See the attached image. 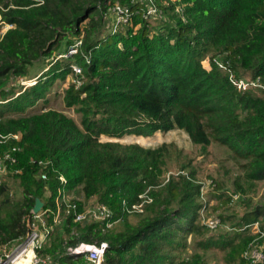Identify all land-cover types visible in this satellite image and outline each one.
I'll use <instances>...</instances> for the list:
<instances>
[{
    "label": "trees",
    "instance_id": "trees-1",
    "mask_svg": "<svg viewBox=\"0 0 264 264\" xmlns=\"http://www.w3.org/2000/svg\"><path fill=\"white\" fill-rule=\"evenodd\" d=\"M117 1L129 10L125 30L95 39L100 18L82 29L79 24L97 6L103 13L105 0L86 8L80 0H0V19L12 24L0 36V153L18 147L8 174L23 192L20 202H12L6 184H1L0 245L25 233L23 217L37 198L47 223L53 224L57 196L64 188L82 194L81 200L71 199L78 212L95 197L123 223L122 231L102 233L97 221L75 222L72 209L65 218L59 214L63 232L74 227L81 231L68 246L107 241L102 264H174L188 247V235L194 236L199 251L191 262L178 264H199L211 248L224 250L229 262L246 264L243 253L264 241V234L259 237L248 228L257 223L264 233L260 209L241 219L221 214L220 221L230 223L231 233L206 235V226L198 222L200 184L194 181L190 161L179 163L188 175L163 179L174 144L144 147L99 139L181 129L202 150L216 141L244 159L249 185L264 179V95L238 90L229 72L213 61L220 57L235 77L249 73L264 83V0H153L156 13L165 19H152L147 1ZM67 32L82 34L73 56L51 62L33 85L17 95L13 88L4 89L10 75L25 76L27 66L51 57ZM208 54L209 69L202 64ZM72 63L81 68L80 74H74ZM69 74L81 83L76 86L72 81L63 101L79 114L80 124L53 108L27 113L39 101L47 102L53 83ZM17 133L19 139L12 136ZM39 160L47 164L39 165ZM236 186L245 191L241 184ZM214 196L221 203L232 200V194L224 191ZM138 203L142 211H128ZM61 208L66 211L64 205ZM130 215L139 226L130 223ZM52 240L44 252L59 263H69L70 256L58 255L64 251L58 248L57 237Z\"/></svg>",
    "mask_w": 264,
    "mask_h": 264
},
{
    "label": "rangeland",
    "instance_id": "rangeland-1",
    "mask_svg": "<svg viewBox=\"0 0 264 264\" xmlns=\"http://www.w3.org/2000/svg\"><path fill=\"white\" fill-rule=\"evenodd\" d=\"M83 6L90 7L91 5H98V0H80ZM140 1V0H137ZM106 10L100 13L102 6H97L93 12L88 14L80 24L79 28H84L91 20L97 21L101 19L99 26H96L93 37L100 38L107 34L113 33L116 28V20L119 19L113 10V6H123L117 0L111 2V0H105ZM176 10H179V6L176 5ZM152 19L162 17L165 19V15H160L159 13H152L150 15ZM127 24L118 25L117 29L122 31L125 30ZM6 30V27L0 21V36ZM83 33V31H82ZM82 34L78 37L74 33H64L60 39V45L57 50L54 51L51 57H41L40 59L34 61L31 65L27 66V73L25 76L15 77L10 75L9 79L4 83V89L10 90L14 89L15 95L22 92L26 87L31 86L33 81L40 78V75L46 71L51 62L55 61V57L58 53H64L69 49V45L79 44L81 42ZM53 58V59H52ZM210 55L208 54L205 59H203L202 64L204 67L209 69L210 67ZM220 58V57H219ZM60 60V59H57ZM76 76L69 74L64 80H56L51 86L49 92L47 93V102L39 101L33 108L29 109L27 113H32L45 108H53L64 112L68 116L72 117L76 123L80 124V116L72 107H67L63 101V95L65 89L74 80ZM243 78L249 82L248 89L254 91L259 95H264V91L260 88L255 87V78H252L249 73H244ZM264 81V80H263ZM251 82V83H250ZM16 115V114H13ZM141 138V139H140ZM100 141H118L123 144L138 143L144 147H155L161 143H172L174 144V156L168 162V169L164 175V180L167 181L170 176H177L178 174H187L186 171L179 169V163L182 161H190V167L194 171V181L200 184L199 188V201L201 202V207L198 210V222L202 225L203 219L210 218L213 216H218L221 214L231 215L236 219H241L243 215L250 212L251 210H259V221L264 222V179L254 181L251 185L246 182L244 178V167L245 160L237 157L228 147L219 144L216 141H212L206 148H202L198 145H194L186 132L181 129H172L167 132L157 131L151 136L142 137L135 135H127L121 138H108L106 136H100ZM188 175V174H187ZM6 184V192L12 202H20L23 198L22 187L20 186L17 179L7 174L2 179V183ZM218 183L220 188L215 186ZM236 184H241L244 192H241ZM219 189V190H216ZM219 191H224L225 193L232 194V200L226 203H221L219 199L214 196V193H219ZM45 195H48L46 192ZM69 199H83V196L78 191L74 193L66 194ZM3 197V196H2ZM97 204L96 198L92 197L86 202L85 209L89 206ZM65 218L67 214L66 211L61 208L60 215ZM58 215V214H57ZM56 215V222L51 224L52 232L49 240L47 241L46 247L53 243V238L57 237L59 242V249L65 251L68 247V240L74 239L81 234L80 229L74 227L69 233L63 232V227L60 224L61 216ZM129 221L134 226H139V221L133 215L129 216ZM92 222V221H89ZM181 224L185 225V222L181 220ZM229 222L222 223L218 226L216 230H209L207 227L206 235L220 233H231L230 229H227ZM205 226V225H204ZM124 225L121 221L114 224L110 229H101L102 233H115L122 231ZM252 227H249V231L254 233ZM63 232V233H62ZM194 236H187L188 247L184 253L181 254L180 258L176 259L174 264H178V261L184 260L191 262L193 253L199 251L196 246ZM263 247L264 243H259ZM6 247L11 246L10 242L6 243ZM45 247V248H46ZM49 254L48 252H45ZM79 262V260H78ZM238 261L229 262L226 259L225 251L211 248L204 251V255L199 262V264H236ZM248 264V263H246Z\"/></svg>",
    "mask_w": 264,
    "mask_h": 264
},
{
    "label": "built area",
    "instance_id": "built-area-1",
    "mask_svg": "<svg viewBox=\"0 0 264 264\" xmlns=\"http://www.w3.org/2000/svg\"><path fill=\"white\" fill-rule=\"evenodd\" d=\"M35 1L37 3H42V0ZM142 1H147V14L151 15L152 13L156 12V8L152 4L153 0ZM0 8L2 7L0 6ZM112 8L116 13L117 17H119V19L116 20L115 23V32L118 28V25L127 24L129 22L130 15L127 6L120 7L118 5H115ZM0 21L6 27V30L12 27V24L3 22L1 19ZM79 44L70 45L69 49L66 52L58 53L54 60L65 59L73 56L77 52V46ZM213 61L220 69L229 72V79L238 90L248 89L249 82L246 81L243 77H235V75L229 71L228 65L226 63L222 62V60H220L219 58H214ZM71 68L75 75L81 73V68L77 64L72 63ZM73 81L75 82L76 86L80 85L81 83L80 79H74ZM35 82L36 81H33L31 84ZM255 87H258L262 91H264V83L261 82L258 77L255 78ZM12 136L16 139H19L20 137L19 133L13 134ZM17 150H19L18 147H12L11 149L0 153V187L2 184L3 177L8 174V166L16 163L15 152ZM32 161L36 162L35 160ZM37 163L39 165L47 164V162L41 160L37 161ZM41 176L42 178H45V174H42ZM60 179L63 183H65V179L63 176H60ZM66 194L67 192L64 190V188L59 190V194L56 200V215H59L60 209L62 205H64L66 208V213H69L70 209L73 210V220L75 222L82 223L89 221H97L100 223L102 230L110 229L114 226L115 223L118 222V219L113 218L114 213L112 209L105 204L97 203L92 206H89L81 212H78L76 210V204L74 202H71V199H69ZM128 211L140 212L142 211V204H134ZM45 212L46 210H42V208L38 212H34L32 208L30 212L23 217V222L25 223L26 231L19 238L12 240L10 242L11 246L6 247V244L0 245V264H63L57 262L54 256L44 252L47 241L49 240L52 232V226L49 225L46 221ZM56 215L53 218V222H56L57 220ZM202 223L209 230H216L221 224V221L218 216H213L210 218L203 219ZM249 227L255 229L254 233H259V237L263 236L264 233L259 231L257 223H253ZM227 229L231 230V227H228ZM261 246V244H253L243 253V256L247 259L248 264H264V246ZM107 247V241H80L75 245L68 246L64 252L59 253L58 255L59 257L70 256L71 260L67 264H102L105 250L107 249Z\"/></svg>",
    "mask_w": 264,
    "mask_h": 264
},
{
    "label": "water",
    "instance_id": "water-1",
    "mask_svg": "<svg viewBox=\"0 0 264 264\" xmlns=\"http://www.w3.org/2000/svg\"><path fill=\"white\" fill-rule=\"evenodd\" d=\"M43 203L37 198L33 206V211L38 212L42 208Z\"/></svg>",
    "mask_w": 264,
    "mask_h": 264
},
{
    "label": "bare ground",
    "instance_id": "bare-ground-1",
    "mask_svg": "<svg viewBox=\"0 0 264 264\" xmlns=\"http://www.w3.org/2000/svg\"><path fill=\"white\" fill-rule=\"evenodd\" d=\"M141 139V138H140Z\"/></svg>",
    "mask_w": 264,
    "mask_h": 264
}]
</instances>
